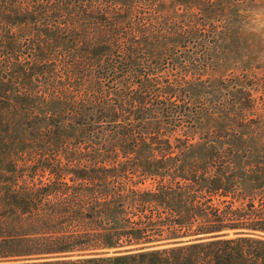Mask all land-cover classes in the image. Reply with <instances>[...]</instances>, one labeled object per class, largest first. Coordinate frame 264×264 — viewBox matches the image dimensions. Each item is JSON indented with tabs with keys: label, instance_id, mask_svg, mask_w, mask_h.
<instances>
[{
	"label": "trees",
	"instance_id": "1",
	"mask_svg": "<svg viewBox=\"0 0 264 264\" xmlns=\"http://www.w3.org/2000/svg\"><path fill=\"white\" fill-rule=\"evenodd\" d=\"M182 1L187 24L157 22L160 0H0L7 48L6 34L42 20L31 48L42 66L13 63L14 82L0 72V133L19 140L27 128L42 150L73 138L77 152L31 166L14 156L1 170L0 264H264V162H251L243 137L223 142L221 133L194 158L190 134L206 108L188 104L184 86L148 77L223 12L222 0ZM35 78L40 92L10 88ZM38 108L42 122L30 129L24 115ZM165 234L188 240L108 253Z\"/></svg>",
	"mask_w": 264,
	"mask_h": 264
},
{
	"label": "rangeland",
	"instance_id": "2",
	"mask_svg": "<svg viewBox=\"0 0 264 264\" xmlns=\"http://www.w3.org/2000/svg\"><path fill=\"white\" fill-rule=\"evenodd\" d=\"M222 5L223 12H218L217 17L209 19V22L215 21L214 26L201 29L195 37L198 40L186 44L187 46L181 49H173L171 54H166L164 59L158 62L155 70L149 71L152 74L148 77L164 81L162 83L170 81L175 87L184 86L188 92L186 102L195 108H206L196 133L190 134L189 148L194 153V158H200L212 141L220 142L212 136L221 133L218 135L224 138L221 140L223 142L230 137H243L250 148L249 159L258 164L264 162L259 160L264 159V0H222ZM157 8V22L172 19L180 22L185 20L187 24L191 18L190 12L187 11L189 7L186 8L182 0H160ZM148 11V7L144 6L140 17ZM60 22L64 23L63 18L56 21L57 25L63 27ZM43 23L46 24L44 21ZM38 36L42 37V20L33 27L32 32L25 35L19 33L18 28L5 35L12 45L7 48L6 44H0V72L10 75L12 82L15 81L14 74L8 68L13 63L20 65L19 68L25 72L29 62H37L42 66L39 53L31 49ZM60 50L59 47L57 53ZM33 82L31 84L29 80L26 81L28 87L21 82L10 88L14 92L28 91L26 88L40 92L41 81L37 82L35 78ZM2 107L0 103V113H6V109ZM11 110L14 114L18 113L14 109ZM24 116L26 127L34 128L35 123L42 122V109L30 111L28 116ZM106 130L112 131V128L107 125ZM29 131L26 128L27 134ZM5 132L0 133V143L3 144V147H0V172L14 156L18 166L23 164L31 166L33 162H44L46 158L51 157L67 162L77 154L73 150L72 141H75L73 138L63 145L42 150V146H37L25 138L27 134L25 136L22 133L21 136L24 137L18 140L9 137ZM181 135L183 134L179 133L176 137L180 138ZM183 140L179 143L173 139V146H179L185 151L186 142ZM15 150L19 152L15 153ZM255 157L259 159H254ZM150 184L151 182H147V186H151ZM242 189L249 196L254 194L253 185L249 181L244 182ZM231 234L233 235V232ZM157 238L152 243L125 246L119 250L110 249L108 253L114 255L132 250L147 251L188 240L169 239L166 234ZM2 262L0 259V263Z\"/></svg>",
	"mask_w": 264,
	"mask_h": 264
}]
</instances>
